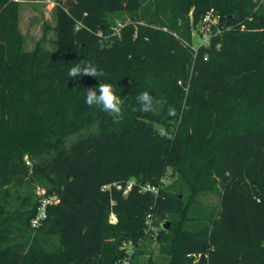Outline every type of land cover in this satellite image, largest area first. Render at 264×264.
I'll use <instances>...</instances> for the list:
<instances>
[{
	"label": "trees",
	"instance_id": "obj_1",
	"mask_svg": "<svg viewBox=\"0 0 264 264\" xmlns=\"http://www.w3.org/2000/svg\"><path fill=\"white\" fill-rule=\"evenodd\" d=\"M24 1L0 0V264H119L125 243L141 248L132 257L145 254L149 214L170 216L167 230V221L157 224L165 264H191L188 254H200L198 264H264V115L245 107L253 96L264 105V11L252 13L253 0H58L54 51L25 52ZM210 10L221 34L194 55L191 30ZM115 14L129 22L111 36ZM81 62L105 75L69 78ZM99 83L125 99L119 123L85 103L86 89ZM143 91L161 101L157 111L140 110ZM179 116L173 137L155 130ZM169 167L179 175L177 193L160 183ZM130 178L126 195L113 186ZM244 179L259 188V204ZM145 185L158 194L141 193ZM35 186L60 200L37 229L30 220L38 196L21 197ZM208 190L220 196V210L191 224L198 219L190 200ZM13 200L22 211L3 217Z\"/></svg>",
	"mask_w": 264,
	"mask_h": 264
},
{
	"label": "rangeland",
	"instance_id": "obj_2",
	"mask_svg": "<svg viewBox=\"0 0 264 264\" xmlns=\"http://www.w3.org/2000/svg\"><path fill=\"white\" fill-rule=\"evenodd\" d=\"M58 0H27L24 2L19 3V34H20V49L21 51L25 52H35V51H54L55 49V40H56V18H55V5ZM61 2H65V0H60ZM254 8L252 13H255L257 10H263L264 11V0H253ZM192 9L189 14L190 22L192 20ZM86 14H84L85 16ZM109 20L111 22L109 31H111V36L118 32L119 28L128 23L127 16L124 14H115L109 17ZM251 20V18H249ZM81 24H78L80 27ZM78 29V27H77ZM193 33V29L191 30V34ZM193 39V38H192ZM192 45V44H191ZM196 47V45H193ZM184 91V99L182 104V110H185V102L187 97L188 89L185 87L183 89ZM264 97V94L262 95ZM253 96L252 98H246L245 100V107L249 112L254 111H262V114L264 115V105L263 107H258V97ZM264 103V101H263ZM262 115V116H263ZM181 116L177 119V122H174L173 120L170 121L166 126H160V125H154L155 130L160 135H165L168 137H173L175 131L178 128L179 121ZM264 120V119H263ZM87 134V132L81 133V134H75L73 137H71V141H76L77 138H81ZM25 162H29L28 166H31V160L26 156L24 157ZM27 165V164H26ZM172 169V171H171ZM178 172L174 168H167L165 175L162 177L163 180V186L169 188L173 193H177L180 187V182L178 180ZM129 182H135L134 178H130ZM251 179H244V184L247 186L248 192L250 194V199L254 201L256 204L260 203V195L257 193V187H255L252 184ZM39 186V185H36ZM26 187L23 188V191L21 189V192H23L21 197L24 196V194H32V192L35 193L37 197V188L38 187ZM43 189V188H42ZM21 194V193H20ZM18 195V194H17ZM258 195V196H257ZM187 196V191L183 189V195L180 194L179 198H183ZM19 197V202L22 201V198ZM16 205V201L13 200L10 208H7V206L4 207L3 210V217L6 218H15L17 214H14L13 212L22 211L20 207H18V204ZM190 208L193 209L192 217L193 219L197 218V221H190L191 224H194L196 222H207L206 216H209V218L214 219L219 210H220V196L217 193H214L213 191H203V192H195L192 200H190ZM112 213V212H111ZM113 215L115 218L114 223H110L109 219ZM199 219L201 221H199ZM206 220V221H204ZM165 221H170V216L163 215V216H155L153 214L152 221L150 225L146 226L145 232L148 231V236L151 238V241H145L142 247L144 248V255H138L135 257H132L135 252H140L141 248L137 247L135 248L133 244L125 243L122 246L121 251L125 252L127 254V258H129L132 263H139V264H145V262L150 258L151 260L155 261L158 264H165L164 261V254L160 250L161 244L156 241V236L159 231V228L157 224L164 223ZM117 222L116 215L109 214L108 216V223L109 224H115ZM208 223V222H207ZM139 245V246H141ZM130 261V263H131Z\"/></svg>",
	"mask_w": 264,
	"mask_h": 264
},
{
	"label": "built area",
	"instance_id": "obj_3",
	"mask_svg": "<svg viewBox=\"0 0 264 264\" xmlns=\"http://www.w3.org/2000/svg\"><path fill=\"white\" fill-rule=\"evenodd\" d=\"M219 20L220 17L218 16V14L215 13L213 10H210L202 17L200 22L193 28V33L191 34V36L192 38L193 36H196V39L195 40L192 39V45L189 46L190 49L193 51L194 55L198 53V50L201 47H206V48L209 47L211 44V39L221 34V29L219 27ZM212 27L216 28V31L214 33L211 32ZM240 30L241 31L244 30L243 25L240 26ZM193 45H196V47H194ZM218 47L219 46L217 45V48ZM204 60H206V58ZM26 164L29 165V162L27 161ZM160 183L161 184L163 183L162 179ZM133 184H134L133 182H128L125 188H123L119 184H114L113 186L116 188V190L123 191V195H126L131 190ZM104 189L109 190L110 186H105ZM139 191L141 193L148 192L156 196L158 194L159 187L145 185V186H141L139 188ZM37 196L39 199V206L35 216L30 220V225L33 229L39 228L45 222V220L47 219L48 207L57 205L60 201L57 195L55 194L48 195L44 189L39 187L37 188ZM151 221H152V215L149 214L146 217L145 225L146 226L150 225ZM109 222L110 223L115 222V218L113 217V215H111ZM146 233H148V231H146ZM187 257L191 259V264H198L199 260L201 259L200 254H188ZM203 258H207V256L204 255ZM119 264H130V259L125 258L122 261H120Z\"/></svg>",
	"mask_w": 264,
	"mask_h": 264
},
{
	"label": "clouds",
	"instance_id": "obj_4",
	"mask_svg": "<svg viewBox=\"0 0 264 264\" xmlns=\"http://www.w3.org/2000/svg\"><path fill=\"white\" fill-rule=\"evenodd\" d=\"M105 75L103 69H99L91 62H81L72 66L68 71L69 78H77L80 76H90L101 78ZM140 110L144 113L157 111L161 101L155 99L148 91H143L137 96ZM85 103L89 106H97L105 113L113 117L114 121L119 123L122 119V108L125 99L121 98L114 87L110 83H99L98 90L96 87L86 89ZM169 114H174L173 109H169Z\"/></svg>",
	"mask_w": 264,
	"mask_h": 264
},
{
	"label": "water",
	"instance_id": "obj_5",
	"mask_svg": "<svg viewBox=\"0 0 264 264\" xmlns=\"http://www.w3.org/2000/svg\"><path fill=\"white\" fill-rule=\"evenodd\" d=\"M216 31L215 27L211 28V32L214 33ZM196 39V36H193V40ZM169 228V222H166V224L164 225V229L167 230Z\"/></svg>",
	"mask_w": 264,
	"mask_h": 264
}]
</instances>
